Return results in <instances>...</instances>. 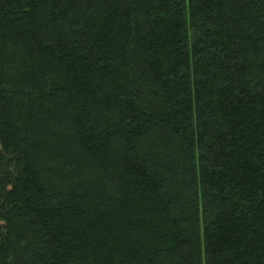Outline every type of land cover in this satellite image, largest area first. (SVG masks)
I'll use <instances>...</instances> for the list:
<instances>
[{
    "label": "trees",
    "instance_id": "trees-1",
    "mask_svg": "<svg viewBox=\"0 0 264 264\" xmlns=\"http://www.w3.org/2000/svg\"><path fill=\"white\" fill-rule=\"evenodd\" d=\"M0 264H264V0H0Z\"/></svg>",
    "mask_w": 264,
    "mask_h": 264
}]
</instances>
